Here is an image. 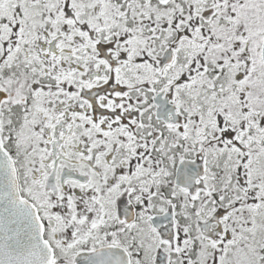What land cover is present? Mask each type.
<instances>
[{"label":"snow or ice","instance_id":"1","mask_svg":"<svg viewBox=\"0 0 264 264\" xmlns=\"http://www.w3.org/2000/svg\"><path fill=\"white\" fill-rule=\"evenodd\" d=\"M0 264H264V0H0Z\"/></svg>","mask_w":264,"mask_h":264}]
</instances>
